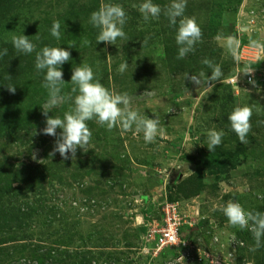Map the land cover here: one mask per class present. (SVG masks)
Wrapping results in <instances>:
<instances>
[{
	"label": "rangeland",
	"instance_id": "1",
	"mask_svg": "<svg viewBox=\"0 0 264 264\" xmlns=\"http://www.w3.org/2000/svg\"><path fill=\"white\" fill-rule=\"evenodd\" d=\"M101 2L0 0V40L11 42L13 35H26L36 51L44 44L70 51L71 59L61 68L66 95H75L72 69L82 63L91 66L95 80L110 91L134 97L153 91L155 95L136 100L132 108L149 118L158 117L163 135L145 143L142 134L122 135L119 128L108 131L93 119L87 122L92 133L89 150L78 148L73 159L69 153L70 169L61 173L62 178L60 174L52 178L43 168L48 160H67L58 152L50 155L56 137L43 134L45 125L26 134L22 133L28 128L5 133L0 139L3 168L21 170L25 179L31 174L34 181L20 183L18 202L12 193L1 200L2 264H78L84 257L91 264H168L170 252L156 261L145 259L144 242L140 243L144 237L134 216L142 213L145 224L159 223L164 200L178 202L186 222L181 238L198 249L193 251L202 256L200 264H213L216 256L220 264H264V238L258 250L250 251L255 244L250 231L231 226L220 210L232 200L246 211L264 213V84L254 87L246 82L247 75L239 73L250 65L256 78L264 77V50L249 45L250 39L264 43V0H187L184 15L196 20L202 39L185 59H177L176 28L163 11L159 19L145 22L132 7L143 0H103L125 9L127 39L97 43L98 29L89 20ZM153 3L163 10L171 0ZM54 21L61 24L59 40L50 34ZM220 34L239 38V63L215 39ZM205 58L221 68V80L203 83L212 75L202 63ZM179 60L187 64L175 72L170 61ZM126 61L128 67L121 74L118 68ZM23 66L24 62L20 72L25 76ZM201 73V86L186 79L187 74ZM41 81L36 80L40 88L35 89L43 98L48 90ZM21 87L20 100L26 102L33 86L25 89L22 83ZM62 105L66 112L72 101ZM237 105L252 109L247 145L239 141L228 120ZM211 129L224 132L221 145L212 152L206 146ZM78 159L90 163L75 171ZM74 172L77 178L71 177ZM41 174L48 178L42 180ZM29 186L35 189L30 191ZM11 208L22 213L16 211L17 215Z\"/></svg>",
	"mask_w": 264,
	"mask_h": 264
},
{
	"label": "clouds",
	"instance_id": "2",
	"mask_svg": "<svg viewBox=\"0 0 264 264\" xmlns=\"http://www.w3.org/2000/svg\"><path fill=\"white\" fill-rule=\"evenodd\" d=\"M187 0H171L163 10L153 0H143L142 3L133 4V8H137L142 14L143 20L148 22L151 19H159L162 11L168 18L169 24L176 28L175 40L178 48L177 59H185L190 53L195 51V45L202 39V31L196 20L192 17L184 15ZM89 22L98 29L96 42H106L108 44H116L118 39H127L123 27L127 22L126 11L120 4L104 3L103 0L98 10L90 15ZM61 24L54 21L50 34L57 40L61 37ZM38 37V34L35 35ZM149 38L143 40V47ZM217 41L222 42L227 54L231 55L234 61L240 62V40L236 36H223L222 34L215 37ZM11 43L18 53L31 54L36 51V45L31 42L26 35L11 36ZM249 45L252 48L264 50V43L258 40L250 39ZM74 47V45H69ZM8 54V49L4 48L0 51V57ZM111 55H109L110 57ZM71 59V52L62 47L44 46L40 51L36 52L35 68L37 71H45L42 87L48 90V98L41 105L42 114L46 117L45 128L43 134L56 137L53 151L50 155L57 152L65 160L75 158L77 149L87 152L90 148L92 133L87 125L88 121L93 119L108 131L119 128L121 134L131 132L134 136L143 135L145 143H153L158 135H163V130L159 127V119L149 118L141 115L132 108V104L136 100L142 98H150L155 95L153 91H145L140 97L130 96L127 92L116 93L106 88L100 81L95 80L91 66L82 63L80 66H74L71 75V84L73 85L71 94L63 93L62 65ZM202 63L211 69L212 75L208 80L203 79V83L208 81L221 80L223 72L218 65H215L207 58ZM128 67L127 61L121 63L118 71L122 74ZM255 69L250 65H245L239 73L245 75L253 74ZM204 73L199 76L187 74L193 84L201 86ZM249 83L255 85V80H249ZM9 92L15 93L14 85H7ZM200 88L197 90L199 91ZM71 100L72 107L63 113L62 117L50 116L49 113L53 109L62 106L65 102ZM252 109L249 106L237 105L228 116L231 130L236 133L239 141L244 145L249 143L247 136L251 131ZM57 129H61L57 134ZM223 131L211 129L207 132V148L210 152L222 143ZM36 157L33 156V159ZM44 164V160L39 161ZM264 199V197H261ZM220 210L227 217L228 223L233 227H239L241 230L247 229L253 236L254 246L250 247V251L255 252L262 245L264 238V213L259 211H246L243 206L232 200L223 205Z\"/></svg>",
	"mask_w": 264,
	"mask_h": 264
},
{
	"label": "trees",
	"instance_id": "3",
	"mask_svg": "<svg viewBox=\"0 0 264 264\" xmlns=\"http://www.w3.org/2000/svg\"><path fill=\"white\" fill-rule=\"evenodd\" d=\"M4 3L9 5L8 2ZM44 46L46 45L44 44ZM4 48L8 49V54L0 57V139H2L4 137V134L7 132L8 134H12L13 131L17 132L19 130L22 131L24 128H28L25 129L27 131L22 133L26 134L32 132L34 129H37L40 125L46 126V117L42 114L41 105H43L48 98V91L47 94L43 98H41L40 95H37L38 91L35 89L38 88L39 90L40 87H36V80L41 79L42 83L46 71H37V69L35 68L36 52L40 51L41 49H38L35 53L31 54L18 53L11 42L3 40L2 38L0 40V51H2ZM174 54L177 56L176 52ZM22 62H24L25 65L23 66V69L26 68L27 70L25 76L21 75L20 72L22 68ZM170 64L174 65L175 72H179L182 71V69L184 68L183 65L187 64V62L180 60L176 62L170 61ZM31 73H33V75ZM32 76L35 77L34 80L30 79ZM22 83L25 89H27V86L30 84H32L33 86L30 89V93H27L25 96L26 102H23L24 98H21L20 100L19 93L22 90ZM9 84L14 85L16 87V91L14 94L9 92L7 88V85ZM64 107L65 106L62 105L57 109H53V111L50 112L49 115L62 117L64 113ZM12 127L15 128L12 130ZM19 136L20 135L16 136L15 139ZM46 159H48L47 155ZM70 163L71 160L62 162L48 160V162L44 165L43 168H46L48 170V174L50 177L55 178L58 174H60L58 176L62 178L63 176L61 175V173H66V171L70 169ZM87 163L89 164L90 162H85L81 159H78L76 165L77 168H74V170H81L82 166L86 165ZM20 174L21 170L6 171L3 168V164L0 163V224L3 222V217H1V215L4 213V208L1 206V200L3 199L4 195L8 196L11 193L14 194L13 197L18 202V197L20 195V183L25 182L26 184L33 183L34 181V177L31 174L26 177V179ZM48 174H41L40 176L42 180L48 178ZM76 176L78 177L79 175L75 172L71 173L72 178H75ZM59 177L58 179H60ZM13 183H17V186H13ZM40 184L41 183L39 181L38 186H40ZM31 189H35V187L29 186V190L33 191ZM11 210L15 212L17 211L18 213H22V209L20 208H11ZM138 231L139 233L143 234L146 231V227L140 226L138 227ZM165 252H170V258H172L176 254L173 249H166L165 251H162L159 255L161 256ZM159 255L153 259H150L149 256L147 258L149 260L155 259L156 261ZM42 257L44 258L45 256ZM86 258L87 257L81 259L78 264H91V260ZM0 264H2V260H0Z\"/></svg>",
	"mask_w": 264,
	"mask_h": 264
},
{
	"label": "built area",
	"instance_id": "4",
	"mask_svg": "<svg viewBox=\"0 0 264 264\" xmlns=\"http://www.w3.org/2000/svg\"><path fill=\"white\" fill-rule=\"evenodd\" d=\"M255 80V86L258 87L264 83V77H255V73L247 75L246 82ZM162 218L159 223L144 224L146 232L142 254L150 259L157 257L166 249H173L175 255L168 260V264H200L202 256L196 255L193 250H198L187 239L181 238L180 231L182 225L186 222L182 221L183 217L179 211L178 202L164 200L162 204ZM208 254H205L207 256ZM215 259H220L216 256ZM211 261L213 264H220L216 260Z\"/></svg>",
	"mask_w": 264,
	"mask_h": 264
},
{
	"label": "crops",
	"instance_id": "5",
	"mask_svg": "<svg viewBox=\"0 0 264 264\" xmlns=\"http://www.w3.org/2000/svg\"><path fill=\"white\" fill-rule=\"evenodd\" d=\"M135 219H136V221H137V224H138V226L140 227V226H145L144 224H145V222H144V215L142 214V213H135ZM143 224V225H142ZM146 232V231H145ZM142 235V237L145 235V234H141ZM141 237V238H142ZM143 239L140 241V243H143ZM143 245V244H142ZM145 259L146 260H148V258L147 257H145Z\"/></svg>",
	"mask_w": 264,
	"mask_h": 264
}]
</instances>
